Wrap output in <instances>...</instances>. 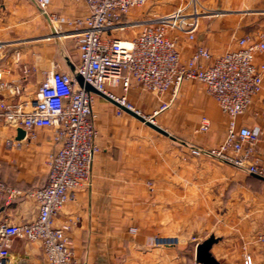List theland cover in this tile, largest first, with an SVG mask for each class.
<instances>
[{"label":"crops","instance_id":"0c3cea01","mask_svg":"<svg viewBox=\"0 0 264 264\" xmlns=\"http://www.w3.org/2000/svg\"><path fill=\"white\" fill-rule=\"evenodd\" d=\"M194 2L200 11L198 25L193 39L180 36L182 59L191 57L199 45L218 56L235 49L240 37L264 31V0ZM175 7L161 10L148 3L139 22ZM48 10L61 18L56 29L34 0H0V80L18 82L28 69L21 94L0 88L7 102L26 100L50 70L73 72L79 61L76 45L70 47L76 31L65 19L85 16V1L51 0ZM256 61L264 63V51ZM110 90L124 95L132 109L147 118L160 104L134 81L126 93L120 85ZM163 98L168 100L170 93ZM118 108L112 98L95 93L92 109L101 150L92 162L91 185L79 187L55 218L56 224L78 218L69 231L75 254L85 264H201L196 245L212 234L217 241L210 251L218 264H243L244 253L252 256L253 264H264L256 240L264 223V179L190 151L191 145H216L226 134V116L203 84L184 81L169 107L152 116L168 134L122 108L117 113ZM203 116L210 126L199 132ZM237 122L264 133V77L263 89ZM19 127L0 120V179L28 191L46 182V159L56 142L49 127L22 137ZM8 140L20 143L10 147ZM257 149L264 152V138ZM37 214L36 202L25 192L0 198V220L18 224ZM9 264H47L41 242L13 237Z\"/></svg>","mask_w":264,"mask_h":264},{"label":"built area","instance_id":"2783aa9c","mask_svg":"<svg viewBox=\"0 0 264 264\" xmlns=\"http://www.w3.org/2000/svg\"><path fill=\"white\" fill-rule=\"evenodd\" d=\"M50 1L34 0L56 29L61 18L48 10ZM84 1L88 11L85 16L65 19L76 31L79 61L74 71L53 68L35 93L22 102H7L0 97V120L20 126L31 135L37 128L49 127L56 142L47 155L44 184L22 191L0 179V198L10 199L25 192L38 206L32 221L17 224L0 220V264H9L13 237L41 242L47 264H85L75 254L69 234L78 218L55 223L58 211L75 198V191L91 185L92 162L101 150L92 109L95 92L78 83L77 73L96 90L129 108L132 105L126 97L116 96L110 88L120 85L126 93L134 81L159 100L153 115L169 107L184 81L201 82L226 116V134L216 145H191V153L215 157L264 179V152L257 149L264 133L237 122V116L263 89L264 63H258L256 56L264 51V31L240 37L235 49L218 56L199 45L191 57L182 59L180 36L193 39L198 25L200 11L194 0H181L171 11L142 22L131 38L116 37L112 31L124 29L127 23L122 18L149 0ZM23 73L18 82L0 80V88L21 94L28 69L24 68ZM166 93H170L168 100L163 98ZM153 115L148 119L154 121ZM209 126V119L203 116L197 131L206 132ZM19 143L6 141L10 147ZM256 240L264 254V223ZM243 264H253L249 253H244Z\"/></svg>","mask_w":264,"mask_h":264},{"label":"water","instance_id":"95a60500","mask_svg":"<svg viewBox=\"0 0 264 264\" xmlns=\"http://www.w3.org/2000/svg\"><path fill=\"white\" fill-rule=\"evenodd\" d=\"M73 70V68H72ZM74 71V70H73ZM75 78L78 81V83L83 86L86 90L88 91H93L95 93L101 94L103 96L108 97L107 95L103 94L102 92L96 90L92 85H90L89 83L85 82L82 75L80 74H75ZM122 109L126 110L127 112L131 113L132 115H134L135 117H137L138 119H140L141 121H143L144 123H146L147 125H149L150 127H152L153 129H155L158 132H161L163 134H168V132L163 129L162 127H160L159 125H157L156 123H154L151 119H148L147 117H145L144 115H141L138 111L129 108L117 101H115ZM25 134V130L22 127L18 128V136L22 137ZM165 242H173L176 241V239H165ZM217 241V238L214 235H209L208 237H206L205 239H203L202 241H200L199 243H197L196 245V260L201 263V264H218L217 259L212 255L210 249L213 245V243H215Z\"/></svg>","mask_w":264,"mask_h":264},{"label":"rangeland","instance_id":"374dc122","mask_svg":"<svg viewBox=\"0 0 264 264\" xmlns=\"http://www.w3.org/2000/svg\"><path fill=\"white\" fill-rule=\"evenodd\" d=\"M150 1H148L146 4H144L140 7H135L132 10H130L129 13H127L122 18V21L127 23L125 28L124 29H121V28L114 29L112 31V34L114 36L120 37V38L134 37L135 34L140 29L139 17H140L141 11L144 10V8L146 7V5H148V3L158 4L160 6L161 10H166L169 7H171L172 5L177 6L181 0H152V2H150ZM74 45H75V43L74 44L72 43V44H70V47H73ZM206 94L209 95L208 93H206Z\"/></svg>","mask_w":264,"mask_h":264},{"label":"bare ground","instance_id":"6f19581e","mask_svg":"<svg viewBox=\"0 0 264 264\" xmlns=\"http://www.w3.org/2000/svg\"><path fill=\"white\" fill-rule=\"evenodd\" d=\"M154 122V121H153Z\"/></svg>","mask_w":264,"mask_h":264}]
</instances>
